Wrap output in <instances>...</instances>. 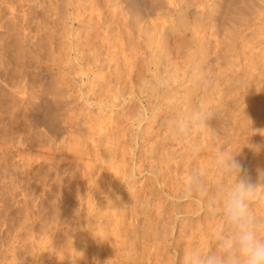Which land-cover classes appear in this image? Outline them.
<instances>
[{"label":"rangeland","instance_id":"374dc122","mask_svg":"<svg viewBox=\"0 0 264 264\" xmlns=\"http://www.w3.org/2000/svg\"><path fill=\"white\" fill-rule=\"evenodd\" d=\"M240 2L248 3L250 9L244 5L246 13L248 10L246 15L244 10L235 13V10L229 9L233 15L240 14L238 19L244 18V15L247 18V15L257 11V0L254 1L256 5L252 1ZM25 12L26 0H0V62L3 61V65L0 63V146L5 147L6 153H3V148L0 149V264H13V260L14 264H186V256L183 255L198 244L197 238H192L193 231L200 233L205 229V224L212 227L223 225L222 216L213 213L212 206L219 198L221 185H230L235 180L234 175L223 172L219 163H213V160L220 161L221 154L225 156L224 149L231 148L234 152L226 153V157H233L239 163L235 152L246 150L229 137L232 122L247 118V109L241 99L246 94L245 88L233 81L227 82L230 77L222 72L228 66V60L237 57L236 50L230 45L234 37L230 36L233 23L229 19L231 14L221 16L222 31L210 37V46L218 42L223 51L214 58L211 66L203 65L208 82L195 88L193 109L186 110V105V108L181 105L183 108L167 114L161 110L163 116H168V122L162 124L166 133V140L160 142L163 147L157 145L151 157L148 156L149 151L144 153L146 157L140 171H136L135 166L130 168L127 165L130 168L127 170L134 174L131 178L134 190L116 181L118 184H113L115 190L112 191L111 187L106 189L108 174L105 167L110 159L107 157L106 141L111 132L114 111L108 102L111 93L104 88V81L109 78L108 72L112 66L108 54L112 49L105 47V43L99 45L101 41L98 38L102 36H92L90 43L83 38L80 41L88 44L84 49L85 57L76 59L72 50L62 47L70 36L59 34L60 25L53 27L56 31H52L58 35H46V38L45 34H37V37V29L42 27V24H37L40 18L27 19ZM36 37L43 41L36 40ZM111 37L114 39V36ZM177 37L172 36L174 39ZM228 46L230 50H227ZM98 55V59H95ZM226 73L231 75L229 71ZM89 77L92 82H86ZM59 79L65 80L64 83ZM234 90L237 93H233ZM32 91L43 95L39 108L40 115L45 118L42 127L34 124L27 105L26 95ZM225 91L228 94L219 101L217 94ZM224 99L226 104L222 102ZM131 104L133 107H129ZM131 104L128 105L131 110L138 106L137 101ZM212 105L223 108L224 112L216 115L210 125L203 122L204 127L195 128V112H202ZM200 107L203 109L200 110ZM51 111L53 120L64 127L54 155V149L49 146L43 131L50 125ZM12 113L15 114L14 120ZM191 114L194 116L192 119ZM181 116L185 122L190 119L188 123L192 133L177 138L173 135V127ZM236 116L239 119H235ZM168 124L170 126L167 128ZM259 130L248 131L253 132L252 137L257 133L254 139L260 140ZM258 143H264V139L255 146L260 145ZM133 145L136 146L134 142ZM261 147L264 148V145L261 144ZM136 149L135 153L139 152ZM245 153L247 157L248 152ZM225 173L227 176H224ZM88 178L97 181L93 179L95 183L87 187ZM226 180L227 183H224ZM113 193L119 202L116 201L115 205L118 227L113 228L118 235H114L112 226L108 225L111 220L107 224L103 222L106 218L101 220L106 224L105 237L111 245L108 256L101 253L97 261L94 254L101 249L98 238H95L99 237L98 218L94 217L99 208L101 215L99 213L97 216L104 218V213L108 214L111 208L108 198L115 201ZM252 202L253 199L250 206ZM103 206L110 208L104 212L106 209ZM94 219L97 228L93 226ZM70 249L78 262L67 259ZM110 256L115 258L113 262L109 261Z\"/></svg>","mask_w":264,"mask_h":264},{"label":"bare ground","instance_id":"6f19581e","mask_svg":"<svg viewBox=\"0 0 264 264\" xmlns=\"http://www.w3.org/2000/svg\"><path fill=\"white\" fill-rule=\"evenodd\" d=\"M240 1L241 0H26L25 13L27 19L33 18L34 20L40 18L39 22H37V20H35V22H37V24H42L43 27H38L37 33L35 32L36 36L37 34L38 36H42L43 34H45L44 36L58 35L56 33L53 34V32L56 31L53 27L60 25L59 27L61 31L58 30L59 34H64L68 37L70 36L69 38H66L67 40L64 41L62 47L72 50L76 59L80 56L85 57L84 49L86 46L88 47V44L80 41L83 38H86L90 43L92 36H102L98 38L99 41H101L99 45L105 43V47L112 49L108 52L112 66L108 72L109 78L104 81L105 90L111 93L108 102L110 101V105L113 107L114 111L113 119L110 123L111 132L110 135H107L108 138L106 141L107 157L110 158L108 159L107 167H105V171H107L108 174L107 190L111 187L112 191H114L113 184H118L115 183L116 181L123 182L125 186L132 189L133 183L131 178L134 174L127 169L135 166L134 169L140 171L142 162L146 157L144 153L149 151L150 155L148 156L151 157V152L155 151V147H158L157 145H161V143L166 140V133L163 132L162 124L168 122V116H163L161 110H164L167 114L173 110L178 111L180 108L185 107L184 105L187 107L186 110L193 109L192 105L195 98L194 90L197 89L196 87L198 85L208 82L204 75V70H202L203 65L209 64L211 66L214 58L219 56L220 51H223L222 48L219 47L220 45L218 42H215L213 46H210V37L217 36L218 33L222 31L221 27H223V24L220 22L222 15H233L230 10H235V13L236 11L238 13L240 11L244 12L246 10V5L247 9H250L248 3L245 5ZM243 1H252L254 4L256 3L254 2L255 0ZM257 1V3H259L256 7L257 11H255V13L252 12V15L250 13L251 16L247 15L249 17L246 16L247 18H245V15L248 14V10L247 13L245 11L244 18L240 17L241 21L239 20L240 18L238 19L240 14L237 15L238 17L233 15V19H231V15H229V19L233 21V23L231 22L232 27L229 26L232 28L230 36H234L230 45L233 50H236L237 57L235 59H229V62L227 63L228 66L226 69H223L222 72L225 73V76L229 75L230 79L227 82L233 81V83L239 84V87L245 88L246 91L245 96L241 99L242 102L245 103L243 106L247 109V118L239 119L237 116L235 119L239 120H234L233 118V126L230 128V133H228L229 137L232 138L235 144L236 142L237 144L239 143L240 147H243L244 150L246 149L245 152H248L247 157L245 156L246 153L240 150L235 153L238 156L239 164L242 165L240 178L245 179L256 187L253 196V204L250 207L258 221L261 222L260 234L261 236H264V148L261 147V144L264 145V143H258L260 145L255 146L257 142H261V140L264 139V0ZM253 3H251V5ZM252 10L254 11V9ZM63 11L66 13H63ZM224 30L225 29H223V31ZM111 36H114V39ZM172 36L178 37L174 39ZM36 40L40 41L42 39L39 37V39L37 38ZM174 43H176L175 46ZM231 47L228 46L227 50H230L229 48ZM227 50H225V52ZM98 57L99 55L95 56V59H98ZM1 62L3 61L1 60ZM226 71L231 72V75L226 73ZM62 79H59V81L61 83L63 81L64 83L65 80ZM88 80L92 82L90 77L86 82H89ZM81 81L84 82L83 79ZM229 88L231 89V87ZM236 91L237 90H234L233 93H237ZM226 92L227 91H225V93ZM225 93L217 94L219 101L221 98H224V95L228 94ZM41 94L42 93L40 92L35 93L32 91L28 92L26 95L27 105L32 114L31 118L36 126H41L45 120L39 112V108L41 107L40 100L43 98V95ZM132 101H137L138 106L135 105L136 108L131 110L129 107L132 106ZM222 102L223 104H226L224 103L226 102L225 99ZM129 103L131 105L128 107ZM163 104H165L164 109L162 107ZM201 109H203V107H200V110ZM195 110L199 109L195 108ZM193 112L191 111V113ZM223 112V108L216 105L207 106L205 107V110H202V113L207 115L203 122L206 125H210L213 122L214 117ZM13 113L11 117L14 120L13 116H15V114L13 115ZM51 113L52 111L49 114L51 117V121L49 122L50 125L43 128V131L49 140V146L54 149L52 152L54 155L57 148V140L62 134L61 130L64 129V127L60 125L59 122L53 120ZM185 113L187 112L185 111ZM193 117L194 116L191 114L190 118L192 119ZM159 118H161L160 121ZM168 126L170 125L168 124L167 128ZM258 129H260L259 134L261 137L259 136L260 140L259 138L255 140L254 137L257 133L252 137L253 132L248 130L256 131ZM133 142L136 146L133 145ZM14 145L16 146V144ZM1 146L0 149L3 148ZM8 147L12 148L10 146ZM4 148L3 153L6 154ZM135 149L139 152L135 153ZM1 151L2 150H0V152ZM230 151L234 152L231 148L229 150L224 149L223 152L225 153V158L222 157L221 154L220 160L227 159L228 157H226V153H229ZM13 153H15L14 150ZM218 157L219 156H217V158ZM213 161V163H219V160ZM130 162L132 164H130ZM127 165L131 167L128 168ZM225 175L227 176L226 173L224 176ZM89 179L90 178H88V180ZM93 179L89 180L87 187L88 185L90 187L92 183H95L93 182ZM225 179L229 180L227 177ZM95 180L97 181V179ZM227 180L224 183H227ZM230 182L231 181L228 183ZM97 188L99 189L98 186ZM106 189L105 191H107ZM92 192H95V190ZM110 194L111 193H109V196ZM115 194V201L109 198V203L108 201H104L111 205V208L108 206L107 209L103 206V208L106 209L104 212H107L108 208H110L108 214L104 213V218L97 216V214L99 215L100 212L98 213V211L101 208L97 209V212L95 211L97 217L95 216L94 218L98 219H94L93 226L97 221V224H99V226H97L99 237L95 236V238H98L97 242L100 244L99 248L101 249L99 252L95 251L94 257L97 261L99 260L101 253H104L106 257L108 256V249L111 245H109L107 236L105 237L106 228L104 225H106V222L109 220H111V223H108V225L112 226V229L118 224V219H115V205L119 202L116 200L117 195L115 196ZM112 197L113 196L111 195V198ZM88 205L90 206V204ZM83 216L84 214L82 213V217ZM105 218L106 221H103L102 219ZM99 219L100 222L98 221ZM89 220L87 219V221ZM101 220L106 224L102 223ZM210 222L212 223V221ZM132 223L136 224L135 222ZM89 224L88 226H90ZM214 224L215 223H213V225ZM219 225L220 224L212 227L209 224H205L207 228H203L204 230L200 233H194L193 231L191 234L192 238H197L198 240V244L194 242L197 244L195 248H199L204 252L212 250L216 246V232L222 227V225ZM95 227H92L94 231L96 230L94 229ZM113 230L112 233L117 236V230ZM49 236L51 237V235ZM13 248L15 249V247ZM13 248H11V250ZM191 249L192 248H190L188 252ZM111 256L109 261L113 262L112 260L115 258L112 259L113 256ZM66 257L67 259L69 258L68 260H73L74 263L75 261L78 262V260L74 258L75 256L72 249L69 250ZM183 257H185V255H183ZM181 259L185 261L186 257L185 259ZM12 263L14 264V260Z\"/></svg>","mask_w":264,"mask_h":264},{"label":"clouds","instance_id":"9594fccd","mask_svg":"<svg viewBox=\"0 0 264 264\" xmlns=\"http://www.w3.org/2000/svg\"><path fill=\"white\" fill-rule=\"evenodd\" d=\"M206 117L197 111L195 128L204 126ZM191 133L190 124L179 117L173 127V135L184 138ZM219 166L222 171L234 175L235 180L230 185H221L219 198L212 206V212L223 218V225L216 232V246L208 252L191 249L185 253L186 264H264L261 222L250 207L256 187L240 178L242 165L233 157L221 159Z\"/></svg>","mask_w":264,"mask_h":264}]
</instances>
